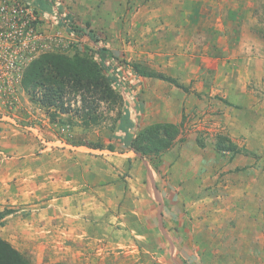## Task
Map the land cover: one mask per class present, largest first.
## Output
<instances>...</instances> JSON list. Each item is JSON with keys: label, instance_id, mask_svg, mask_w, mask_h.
I'll use <instances>...</instances> for the list:
<instances>
[{"label": "rangeland", "instance_id": "1", "mask_svg": "<svg viewBox=\"0 0 264 264\" xmlns=\"http://www.w3.org/2000/svg\"><path fill=\"white\" fill-rule=\"evenodd\" d=\"M4 14L7 21H0L2 128L35 140L39 149L57 148L56 143H46L56 139L75 146L112 147L109 142L116 141L127 103L136 107L137 132L145 126L140 120L146 113L151 119L157 112L159 118L176 115L171 105L176 101L180 132L161 155L158 170L150 165L162 196L170 191L173 204L188 208L184 213L189 236H194L193 229L203 236L199 248L186 241V261L264 264V226L256 230L264 223V218L260 221L264 213V0H0V18ZM71 23L81 34L71 30ZM99 46L122 63L128 78L124 85L114 86L119 104L111 109L101 103L97 121L83 124L74 111L81 104L79 97L71 101L73 110L51 119L22 88L25 67L40 54L73 55ZM133 65L171 77L181 86L141 76ZM220 136L239 151H218L215 144ZM9 205L0 207V228L3 218L15 211L3 207ZM247 218L253 227L251 240L247 236L245 241L229 239L228 233L237 225L242 231L233 237L247 234ZM7 242L31 264H165L148 242L139 244L138 251L108 241L57 243L24 241L18 236ZM70 246L75 248L73 254ZM194 250L197 254L189 258Z\"/></svg>", "mask_w": 264, "mask_h": 264}, {"label": "crops", "instance_id": "2", "mask_svg": "<svg viewBox=\"0 0 264 264\" xmlns=\"http://www.w3.org/2000/svg\"><path fill=\"white\" fill-rule=\"evenodd\" d=\"M171 105H175L176 115L159 118L157 112L151 119L146 113L140 122L143 126L161 121L179 123L180 105L176 101ZM135 108L127 103L116 141L109 142L112 147L75 146L56 139L46 143H56L57 148L39 149L35 140L18 137L0 126V207L8 202L10 205L3 207L15 209L3 218L0 232L4 234L0 237L80 244L108 241L119 248L137 247V251L139 244L148 242L152 253L163 257L165 264H188L186 241L199 248L203 236L196 229L194 236H189L184 213L188 208L173 204L170 191L169 196H162L149 161L131 150L128 139L140 124L133 115ZM14 152L19 153L17 157L5 158ZM263 218L261 213L260 221ZM15 225L19 230L14 234ZM237 226L228 233L229 239L245 241L247 236L250 241L251 219L247 218V234L238 239L233 237L234 232L242 231ZM259 226L264 223L256 230ZM71 248L73 254L75 248ZM189 254L193 258L197 251Z\"/></svg>", "mask_w": 264, "mask_h": 264}, {"label": "trees", "instance_id": "3", "mask_svg": "<svg viewBox=\"0 0 264 264\" xmlns=\"http://www.w3.org/2000/svg\"><path fill=\"white\" fill-rule=\"evenodd\" d=\"M70 28L72 31H81L73 23ZM78 37L82 38L81 35ZM90 39L97 42L94 37ZM124 68L103 46H99L95 51L85 48L82 53L73 55L42 53L25 67L21 86L32 100L49 112L51 119H55L57 113L73 110L71 101L79 97L81 104L79 108L74 107V111L80 116L83 124L88 125L98 120L101 103H106L110 108L119 104L121 98L114 86H122V82L125 84L128 76L124 75ZM133 71L141 76L158 77L181 86L171 77L138 65H133ZM179 132V124L153 123L130 135L128 143L131 150L146 158L153 168L158 170L161 155L172 146ZM218 139L215 144L218 151H239L229 139L221 136ZM0 264L31 262L9 242L0 238Z\"/></svg>", "mask_w": 264, "mask_h": 264}, {"label": "built area", "instance_id": "4", "mask_svg": "<svg viewBox=\"0 0 264 264\" xmlns=\"http://www.w3.org/2000/svg\"><path fill=\"white\" fill-rule=\"evenodd\" d=\"M0 21L4 22V21H7V17H6V14H4V16H2V18H0ZM43 142V140H42ZM45 143V142H43Z\"/></svg>", "mask_w": 264, "mask_h": 264}]
</instances>
